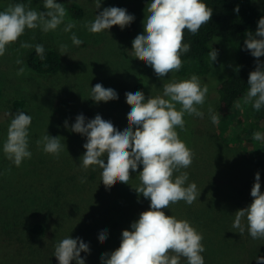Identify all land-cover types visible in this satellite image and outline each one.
<instances>
[{
    "label": "rangeland",
    "instance_id": "1",
    "mask_svg": "<svg viewBox=\"0 0 264 264\" xmlns=\"http://www.w3.org/2000/svg\"><path fill=\"white\" fill-rule=\"evenodd\" d=\"M56 2L63 3L66 9L64 23L47 33L39 27L26 29L0 56V264H58L54 248L67 236L79 237L89 244L90 252L80 253L85 264H101L102 253L119 247L122 230H131V222L149 208V200L132 188L139 184L137 172L142 165H138L137 172L130 170L129 184L117 182L106 189L98 167L87 170L80 167L86 138L70 131L71 125L79 114L84 115L85 122L99 114L122 131L128 126L126 114L130 110L126 92L142 91L145 98L155 97L162 95L165 83L192 76L175 71L158 78L150 65L133 57L132 40L144 31L145 7L150 0H101L96 9L95 0ZM70 2L82 7L81 17L71 16L67 8ZM14 3L46 11L43 0H0V11ZM254 3L264 9V0ZM113 6L125 8L135 19L123 29L114 25L107 31L90 33L84 25L105 7ZM69 21L76 26L65 32ZM73 33L83 41L81 45L72 44ZM25 42L49 46L59 53V46L66 44L67 53L60 54L61 68L48 74L30 69L26 55L32 48H22ZM219 43L222 53L218 61L206 74L196 75L208 87L204 105L198 106L203 118L185 114L186 131L176 129L179 138L194 153L191 166L180 170L189 174L185 186L194 182L201 192L191 205L180 201L163 211L165 215L189 221L202 233L205 251L201 255L205 264H264L257 260L264 257V239H252L246 221H242L243 235L232 227L235 211L252 202L250 190L257 172L264 191V174L252 156L258 141L237 136L235 117L229 120L217 115L215 89L231 70L234 55L227 43L221 40ZM18 59L23 63L17 64ZM21 67L25 72L18 75ZM97 83L114 89L118 99L94 102L90 91ZM244 97L237 111L246 113L249 104L244 103ZM17 111L32 117L29 127L32 156L19 167L5 157L2 148L12 118L7 113ZM212 114L218 117V124L212 123ZM45 131L50 136H60L65 144L58 157L45 153L43 145H37ZM34 222L42 223L45 233H34L30 229ZM102 230H107L103 243L98 240ZM185 260L181 257L180 263Z\"/></svg>",
    "mask_w": 264,
    "mask_h": 264
},
{
    "label": "clouds",
    "instance_id": "2",
    "mask_svg": "<svg viewBox=\"0 0 264 264\" xmlns=\"http://www.w3.org/2000/svg\"><path fill=\"white\" fill-rule=\"evenodd\" d=\"M255 2V0H254ZM101 0H95V9L100 7ZM46 11L26 8L23 3L9 4L0 11V56H3L8 45L15 43L26 29L40 28L43 32L56 30L65 21L67 15L63 3L56 0H43ZM234 11L238 12L239 8ZM212 8L203 0H150L145 7L143 21L144 31L132 40L133 57L150 65L158 78L179 71L182 66L181 55L191 50V45L184 43L185 30L196 35L203 25L212 17ZM135 19L122 7H105L94 20L84 26L90 33L107 31L117 25L121 29ZM75 22L69 21L64 31L74 28ZM72 44L79 46L83 41L74 33L70 37ZM247 51L256 59V67L248 76V91L244 97L245 104L259 111L264 106V17L257 22L255 34L248 32L244 41ZM22 48H35L37 55L44 60V46L27 42ZM67 45L59 46L60 54L67 53ZM210 61H216L218 52L211 48ZM99 62V61H98ZM17 64L23 61L17 60ZM25 68H19L21 75ZM208 93L207 84H201V78L192 75L189 79L171 80L163 85L162 95L147 97L142 91L126 92V103L130 106L127 112L128 126L117 130L113 123L96 114L87 120L83 114L75 118L70 131L86 137L80 157V167L84 170L92 166L101 170V181L106 189L115 183L129 184L132 178L130 170L137 172L139 184L132 187L139 195L149 200V208L139 213L138 219L130 224V229H123L119 247L101 254V264H180L181 257L187 264H205L201 255L205 251L202 244L203 235L187 220L165 215L163 209L184 201L191 205L201 192L197 185L187 183V169L193 163L194 153L179 138L176 131H186L184 116L195 115L203 118L200 110ZM90 97L94 102H108L118 99L112 88H105L97 83L91 87ZM177 105L180 107L177 108ZM200 106V107H198ZM236 108H241L237 102ZM208 111L212 113V108ZM12 118L3 142V153L13 165L19 167L25 159L32 156L29 150V127L32 117L24 111L7 113ZM213 124H218V117L211 115ZM65 127H68L65 121ZM60 136H50L45 131L36 143L43 145V151L54 156L65 149ZM254 140L264 139L260 132L253 133ZM10 171V169H9ZM179 173V175H174ZM83 182V179H82ZM252 202L235 211L232 224L240 235L245 231L252 239H264V191H261L259 172L250 190ZM107 239V230L98 235L99 242ZM89 253V244L81 238L67 236L54 248L58 264H85L80 253ZM264 261V257H257Z\"/></svg>",
    "mask_w": 264,
    "mask_h": 264
},
{
    "label": "trees",
    "instance_id": "3",
    "mask_svg": "<svg viewBox=\"0 0 264 264\" xmlns=\"http://www.w3.org/2000/svg\"><path fill=\"white\" fill-rule=\"evenodd\" d=\"M203 2L212 8V17L196 35L185 30L184 43L190 44L191 50L181 55L182 66L178 72L184 76L206 74L222 53L220 40L227 43L234 54L233 63L228 75L215 89L219 103L217 115L229 120L235 117L234 125L239 127L237 136L252 141L253 133L260 132L264 135V106L256 111L249 103L247 112L244 113L237 111L235 104L240 103L248 91V76L256 67L257 58L245 49L244 41L248 32L255 34L258 20L264 17V9L259 8L254 0H203ZM237 7L238 12L234 11ZM67 8L74 18H79L83 14L82 7L75 2L68 3ZM211 48L218 52L216 61L212 62L208 55ZM44 49V60H41L35 48H32L26 55V64L37 73H56L62 65L60 53L49 46H44ZM259 60L264 62V56ZM18 105H21V102ZM252 156L264 174V139L258 141ZM30 229L38 235L45 233V226L40 222L32 223ZM180 264H187V260Z\"/></svg>",
    "mask_w": 264,
    "mask_h": 264
}]
</instances>
